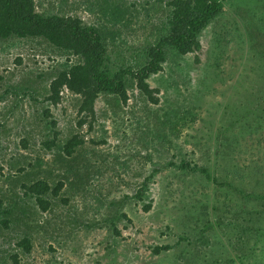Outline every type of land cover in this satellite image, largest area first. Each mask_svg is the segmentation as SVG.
Returning <instances> with one entry per match:
<instances>
[{
    "label": "rangeland",
    "instance_id": "1",
    "mask_svg": "<svg viewBox=\"0 0 264 264\" xmlns=\"http://www.w3.org/2000/svg\"><path fill=\"white\" fill-rule=\"evenodd\" d=\"M35 1L40 12L78 15L84 23L97 27L112 65L141 51L163 32H158L166 13L159 9L162 0H149L148 4L145 0H119L113 4L117 19L103 13L97 0ZM262 40L264 0H226L221 14L202 30L201 49L186 55L169 50L162 71L148 78L150 87L158 90L156 104L135 88L128 89L125 104L101 94L94 103V117L87 116L78 125L84 115L77 111L80 98L76 94L64 91L57 105L35 103L23 93L1 97L0 194L5 201L13 192L12 176L19 182L46 178L51 184L63 179L65 185L45 212L27 202L30 228L24 230L22 225L20 230L0 231V264H254L252 251L249 257L246 254L254 243L252 235L258 236L263 229L257 234L246 230L239 242L232 239V248L224 250L233 262L217 257L224 253L218 243L227 247L231 241L223 235L227 225L214 223L217 225L211 230L203 231L208 243L200 245L202 225L192 226L185 213L193 205L195 209L199 200H211L216 183L179 164L184 159L218 178L232 169L234 175H243L249 191L256 184L264 195V183H255L257 177L264 179V84L255 79L248 83L256 76L249 60L264 52L263 46L256 45ZM48 50L35 40L0 42V94L10 84L19 91L31 84L44 93L48 81L45 74L40 75L65 60L64 55ZM258 84L263 85L262 94ZM207 85L210 88L203 89ZM253 92L260 95L259 101L253 99ZM46 107L56 119L55 127L50 123L52 117L42 112ZM55 130L62 145L74 134L84 140L71 156H64L79 166L77 177H71L65 164L57 160L60 150L42 144ZM21 138L27 139V148L17 146ZM20 165L31 174L18 173ZM249 169L255 175L249 176ZM153 170L157 171L149 180L148 191L142 199L135 198L137 188ZM17 186L14 190L20 193L19 183ZM242 199L236 202L242 201L254 216L264 211L263 201ZM149 200L151 208L144 211L142 206ZM258 226L264 223L259 221ZM22 230L31 239L30 252L16 247L8 250V243ZM161 244L172 247L154 254V246Z\"/></svg>",
    "mask_w": 264,
    "mask_h": 264
},
{
    "label": "trees",
    "instance_id": "2",
    "mask_svg": "<svg viewBox=\"0 0 264 264\" xmlns=\"http://www.w3.org/2000/svg\"><path fill=\"white\" fill-rule=\"evenodd\" d=\"M162 1H165L164 5L159 9L166 13L158 32L160 33L161 30L163 32L160 33L154 42L144 46L141 51L133 52L128 59L124 56L120 63L112 65V61L106 54V44L102 32L94 25L84 23L80 16L58 12H40L36 8L35 0H0V42L14 38L35 40L48 47V53L52 52L55 55L65 56V60L61 64L57 67L53 66L49 72H44L40 75V77H44L45 74L48 81L44 86V93L37 92L36 88L32 87L31 84L21 86L20 89L22 90L20 91L17 90L16 85L10 84V86H5L4 93L0 94V98H3L7 93L15 95L23 93L35 103L57 105L61 101L64 91L76 94L80 98L77 102V111L84 115L78 121V125L84 123L87 116L94 117V103L101 94L114 96L118 103L125 104L128 100V89L135 88L141 94H144L151 103H158V98L155 95L158 90L150 87L147 81L148 78L162 71L163 63L167 60V52L169 50L177 55H186L199 51L201 49L200 35L202 30L221 14L226 0ZM145 3L148 4L149 0H145ZM113 4H119V0H97L96 2V5L103 13L117 19L118 12L115 8L116 5ZM131 5L135 6L136 4L133 1ZM91 6L92 4L87 6L90 11ZM263 44V40L256 43L259 47H264ZM256 54H258V58H253L254 61L252 59L249 60L251 61L250 70L254 71L256 76L251 77L248 83L250 84L255 79V82L258 81L264 84V52ZM71 57H74V59H71ZM250 58H252L251 55ZM17 61H20V58H17ZM196 61H198V58H196ZM2 77L3 75L0 74V81H2ZM261 84H258V89L262 94L261 87L263 85ZM249 87H254V85ZM209 88L210 86L207 85L203 89L208 90ZM253 93H256L253 99L259 101L260 95L257 92ZM261 98H264V96H261ZM249 101L251 102L250 99L247 100V102ZM251 106L253 105L251 104ZM246 108L247 110L251 109L243 107L242 110H246ZM42 112L45 116L52 117L49 107L44 108ZM251 112H254V110L251 109ZM50 123L51 126L55 127L56 119L52 117ZM58 133L55 130L52 138L42 140V144L47 149L55 147L60 150L56 153L57 160L65 164L67 167L66 172L71 177H77L80 171L79 166H73V164L66 161L65 157L71 156L75 148L81 145L84 140L79 134H74L62 145L57 140ZM19 143L23 148L28 147L26 138H21L17 146H19ZM28 166L34 167L33 162H29ZM179 167L200 171L209 183H216L213 185L215 189L211 200L206 198H204L203 202L199 200L200 203L195 205L197 211L194 212L193 205L187 209L189 211L185 215H188L187 217L192 220V226L202 225L201 231L198 233V242L201 246H207L206 244L208 243V238L201 234L203 231L211 230L217 224L227 225L228 229L224 230L223 235L224 238L231 239L228 246L218 243L215 241L216 238L212 240L214 244L218 243L220 245L218 249L224 252L217 257L221 256L226 262H233V258L227 255L229 253H225L226 250H224L232 248V239L234 238L238 242L241 241L240 238L247 235L246 230L252 231V234H257L260 229L264 230V226H258L259 221L264 223V216L262 218L259 217L261 213L264 214V211H258L257 216H254L256 214L251 213L252 210L248 207L245 208V205L241 203L244 200L242 197L255 198L264 202V195L260 194L263 190L260 191V187L255 184L250 187L252 189L256 187L255 190L249 191L246 181L242 178L243 175H234V170L232 169L226 170L224 176L218 178L211 175V172H208L205 167L191 165L184 159H181ZM16 171L18 173L22 172V175L29 176L31 174V171H26L24 165H20ZM155 171L157 170H153L152 173L144 178L134 194L135 198L142 199L145 192L148 191L149 180ZM246 171L247 168L245 173H243L244 176L247 173ZM252 173L255 175L249 169L248 175L250 176ZM65 177L69 178L68 175ZM257 178L255 183H264L263 178ZM9 183L13 185L11 187L13 192L11 191L12 194L9 196L8 201L6 202V198L0 194V231L20 230L22 225H24V230L30 228L27 224V218L30 216L29 213H26L27 202H31L37 209L45 212L51 207L54 198L57 197L65 185L63 179L51 184L46 178H32L19 182L18 178L14 176L9 178ZM18 183L19 190L21 189L20 193L14 190L18 187ZM194 187L198 188V184L194 185ZM240 198L242 201L236 202V200L240 201ZM63 201L66 202V199H63ZM142 208L144 211H148L151 208V201L149 200L145 203ZM214 223L217 224L214 225ZM24 230L16 235V240L13 239V242L8 243V250L16 247L26 253L30 252L31 239ZM116 233L118 232L116 231ZM261 234L262 237L260 236ZM261 234L258 236L252 235L254 243L256 239L257 243L251 244L254 250L249 247L246 254L249 257V252L252 251L250 256L253 255L252 263L254 264L260 261V263L264 264V231ZM8 238V236H3V240H8ZM171 247L170 244L156 245L153 248V253L159 254L161 251H168ZM258 247L260 249H258L259 252L256 255L255 250ZM212 249L214 248L212 247ZM12 258L14 263H17L15 254L12 255Z\"/></svg>",
    "mask_w": 264,
    "mask_h": 264
}]
</instances>
